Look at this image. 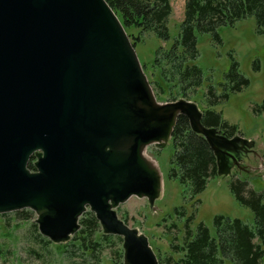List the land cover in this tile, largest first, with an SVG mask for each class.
Here are the masks:
<instances>
[{"label":"water","instance_id":"95a60500","mask_svg":"<svg viewBox=\"0 0 264 264\" xmlns=\"http://www.w3.org/2000/svg\"><path fill=\"white\" fill-rule=\"evenodd\" d=\"M179 114L207 141L216 174L254 154L250 140L203 126L195 103L155 99L105 0H0V214L29 209L40 235L64 243L89 210L121 238L122 264H158L114 208L159 196L145 149L167 142Z\"/></svg>","mask_w":264,"mask_h":264},{"label":"rangeland","instance_id":"374dc122","mask_svg":"<svg viewBox=\"0 0 264 264\" xmlns=\"http://www.w3.org/2000/svg\"><path fill=\"white\" fill-rule=\"evenodd\" d=\"M169 3V38L163 41L145 32L134 44L140 65L144 64L142 70L147 80L158 79L157 71L150 68L154 49L167 47L172 42L182 19L184 0H169ZM131 33L134 35L136 31ZM216 33V38L211 33H195L197 52L189 63L199 68L200 83L194 91L188 89V97H181L174 86L166 87L160 82V90L155 82L149 84L159 102L183 98L195 103L199 110L206 107L219 113L223 121L235 126L239 139L251 141L254 154L246 155L244 158L247 160H239L238 167L224 166L222 173L207 178L202 190L191 193L186 184L167 175L169 167L173 166L170 163V140L162 147L153 144L146 147L145 155L155 160L161 173L159 196L152 205L145 198L131 196L114 210L128 226L145 235L157 261L168 256L173 259L180 256L181 252L172 245L182 244L186 227L193 234L197 224L202 223L209 235L215 237L213 219L217 216L238 218L248 226L252 225V212L247 205L236 200L229 187L230 179L244 180L245 189L264 192V111L257 110L264 100V29L256 26L252 16H245L232 24L220 25ZM232 62L236 63L237 72L247 79V84L237 91L229 89L236 78L229 80L225 76ZM208 86L215 96L226 93V97L216 101L209 97L208 101L205 96ZM221 163L228 164L223 159ZM9 213L0 217V264H70L71 259L81 260L79 252L71 248H67L71 249L70 258L62 253L58 245L63 243L51 242L43 246L33 242L28 234L29 223L34 219L33 211L26 221H18L12 212ZM117 247L120 249V244L112 243L111 248L106 246L100 250L97 260L83 264H122V255L118 258L114 254L116 262L111 258Z\"/></svg>","mask_w":264,"mask_h":264},{"label":"trees","instance_id":"16d2710c","mask_svg":"<svg viewBox=\"0 0 264 264\" xmlns=\"http://www.w3.org/2000/svg\"><path fill=\"white\" fill-rule=\"evenodd\" d=\"M115 13L133 47L141 34L150 32L155 38H169L167 19L170 14L169 0H105ZM252 16L256 26L264 29V0H184L182 19L178 31L167 47L157 46L153 52L150 68L157 71L158 79H149L160 87L174 86L181 97H188V89H194L200 83L199 68L189 63L196 56L195 33H211L217 37L216 29L220 25L232 24L235 20ZM132 30L136 31L133 35ZM142 69H144V64ZM225 76L236 82L229 87L232 91L239 90L247 84V79L236 70L232 62ZM205 96L213 101L226 97V93L215 96L210 86ZM264 111V100L257 107ZM200 122L205 127H214L227 138L237 134L234 125L223 121L219 113L206 107L200 109ZM172 147L168 177H176L188 186L191 193L203 189L209 176L216 174L215 156L205 138L192 131L188 118L179 114L172 127L169 138ZM34 156L31 155L27 167H33ZM244 180L230 179L229 187L236 200L247 205L252 212L253 223L248 226L238 218L229 219L217 216L213 219L215 237L209 235L208 229L198 223L195 232L186 227L181 245H172L180 251V256H171L158 260V264H264V192L252 188L245 189ZM18 221H26L30 216L29 209L11 211ZM10 212V213H11ZM9 213V212H7ZM7 213L0 214L3 218ZM9 213V214H10ZM124 221V220H123ZM125 222V221H124ZM78 229L70 239L61 245V252L71 257V249L79 252V262L70 260V264H83L98 258L100 250L111 245H119L120 249L112 251L121 257V238L116 235L104 234L92 212L85 210L77 220ZM5 225V223H4ZM29 235L34 243L43 246L51 242L38 233L36 224L29 223ZM71 248V249H67ZM114 256V257H113Z\"/></svg>","mask_w":264,"mask_h":264}]
</instances>
